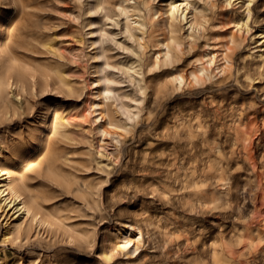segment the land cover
Segmentation results:
<instances>
[{"label": "rangeland", "instance_id": "rangeland-1", "mask_svg": "<svg viewBox=\"0 0 264 264\" xmlns=\"http://www.w3.org/2000/svg\"><path fill=\"white\" fill-rule=\"evenodd\" d=\"M94 1L0 0V33L2 38L7 32L13 33L18 42L14 50L20 58L17 63L26 86L20 100L22 103L26 100L27 104L23 111L0 118V153L10 156L9 148L20 145V157L10 159L11 169L24 177L26 189L37 195L49 217L55 218L52 213L55 211L58 215L55 228L44 233L42 239L37 241L33 228L26 236L7 241L6 250L21 256L29 249L35 250L41 253L39 264H187L196 257L194 251L200 254L202 238L211 240L221 230L229 238L231 219L227 218V208L190 207L180 196L177 183L162 171L166 160L164 164L161 160L152 162L160 170L146 171L141 163L142 149L150 144L161 145L166 159L172 145L171 136L166 135L168 130L180 118L201 109V114L220 122L229 121L232 116L251 119L249 147L257 166L254 171L259 175L257 180L252 176V181H240L233 188V203L241 210V223L264 229V69L258 67L259 55L264 57V0H208L203 28L189 31L183 21L181 45L173 66L144 70L147 81L144 94L117 70L108 73L107 76L118 81L111 83V88L119 91L122 99L111 97L107 101V115L97 119V108L92 104L102 101L103 83L98 80L101 73L96 71L101 59L95 57L99 48L89 41L99 29L105 30L113 37L106 50L114 61L130 58L125 50L130 41L118 25L103 17L105 12L120 20L113 8L85 13ZM155 2L161 7V15L154 35H163L167 32L165 8L169 0ZM196 20L200 21V16ZM231 35L236 39L230 38ZM247 49L256 55L254 59L243 58ZM220 51L226 54L232 51L227 55L231 62L220 59L225 54ZM207 52L215 54L217 63L210 65L211 78L197 74L201 72L193 62L196 55ZM222 63L228 64L227 68L230 64L231 68H225L224 73H220V68L214 69ZM174 68L184 73L181 87L158 94V83L167 81ZM55 70L63 72L71 82L70 91L60 88ZM29 74L36 77L35 91L30 88ZM248 75L251 79L246 78ZM42 96L59 101L58 107L64 108L69 128V138L58 143L61 156L52 169L36 167L42 158L43 143L39 138L48 133L49 127L39 131L35 139L28 136L27 130V124L34 122ZM124 112L130 113L131 118L127 119ZM101 129L107 133L102 135ZM117 134L118 142L114 138ZM237 165L241 173L248 167L242 162L234 167ZM129 178L135 182L124 185ZM152 180L165 188L166 194L154 189ZM5 212L0 210V228ZM137 216L149 218L143 246L132 254L111 249L109 230L116 220ZM159 217L168 218L167 226H176L174 232L163 236L164 229L156 226ZM263 243L259 241L258 245ZM2 247L0 235V258ZM102 253L110 258L105 259ZM256 255L264 257V248ZM36 263L38 259L32 264Z\"/></svg>", "mask_w": 264, "mask_h": 264}, {"label": "bare ground", "instance_id": "bare-ground-1", "mask_svg": "<svg viewBox=\"0 0 264 264\" xmlns=\"http://www.w3.org/2000/svg\"><path fill=\"white\" fill-rule=\"evenodd\" d=\"M208 6V0H169L165 8L167 32L163 35L161 33L154 35L160 26L158 15H161L159 13L161 7L155 0H95L93 5L86 8L85 13L88 14L96 10L103 12L105 8H113L120 20L112 19L105 12H103V17L118 25L120 32L130 41V45L125 48L130 58L125 61H114L107 55L106 48L113 41V37L109 36L105 30L99 29L96 37L89 41L90 45H96L99 48L95 57L101 59L96 71L101 73L98 80L103 83L100 89L102 101L92 104L97 108L96 119L107 115V106L109 105L107 101L111 97L122 99V94L119 91L114 92L111 88V83L118 81L107 76L108 73H113L111 70H117L127 78V81L135 89L144 94L147 87L144 70L173 66L181 45L180 30L183 21L187 23L189 31L200 30L207 22L205 16ZM197 16H200V21L196 20ZM87 33L93 34V31ZM2 36L3 34L0 33V118H6L11 113L23 111L27 104L26 100L24 103L20 100L21 94L26 92V86L22 78V70L17 63L20 58L14 50V44L18 42L13 33L7 32L5 37L2 38ZM232 36L234 37L231 35L230 38ZM232 39L235 40L236 37ZM154 46L159 49H155ZM213 52L215 53V51ZM231 52H227V54L222 52L225 54L220 59L224 58L226 62H231L232 59L230 60L227 56ZM214 53L198 54L193 58L196 65L193 64L201 72L195 71L197 74L209 76L210 65L217 64ZM255 57L256 55L251 50H245L244 59H254ZM259 57L258 67L262 70L264 69V57L261 54ZM222 66L218 68L215 66L214 69L220 68V73H224L228 64L226 66L222 63ZM229 68H231L230 64ZM229 68L227 69L229 70ZM54 74L55 81L59 83L60 88L70 91L71 82L63 75V72L55 70ZM171 74L167 81L158 83L156 89L158 94L181 87L185 80L184 73L175 70ZM29 77L30 88L35 91L36 77L33 74H29ZM211 77L209 76V78ZM202 78L201 80H203ZM246 78L251 79L249 75ZM186 79L188 80V78ZM18 94L20 97L16 99L15 96ZM137 102L141 101L135 100V103ZM58 104L57 99L47 100L42 96L38 100L39 109L34 116L33 124H27L28 136L31 139H35L39 131L49 127L48 133L44 136L40 135L39 138L40 143H43V148L42 158L36 165L38 168H56L55 162L61 156L58 151V143L69 138L64 108L58 107ZM200 112L202 109L198 112L193 111L187 118H180L168 130L166 135L171 136L172 145L166 153V159L163 156L165 149L161 148L159 144H150L143 148V153L140 156L143 169L146 171L160 170L159 167L152 166V162L161 160L164 164L163 162L166 160L162 171L177 183L181 189L180 196L186 204L198 208H227L229 211V215H227V218L231 219L229 238L223 235L222 230L217 237L211 240L209 237H205L206 240L202 238L200 254L194 251L196 257L189 260L187 264L201 262L205 264H264V257L257 258L256 255L264 248V243L263 247L258 245L259 241L264 242V229L241 223V210L237 204L233 203L235 198L233 188H237L240 181L243 183L252 181V176L257 180L259 175L254 171L257 166L252 159L249 147L252 131L250 130L251 119L232 116L229 121L220 122L215 117L207 118L205 113L203 115ZM125 114H127V119L131 118L130 113ZM101 133L104 135L107 131L101 129ZM114 138L116 142L119 141L118 134ZM20 151V145L15 144L9 148L10 156L0 153V210L6 211L1 217L0 235L3 253L0 264H32L36 259H38L36 264H39L41 253L29 249L25 256H21L6 250V242L19 239L23 235L26 236L27 232L33 228L35 237L39 241L44 233L47 234L55 228L58 220L57 211L52 212L55 218L49 217L41 208L37 195L26 189L24 177L11 169L10 159L20 157ZM239 162L248 166L245 172L241 173L238 170L240 168L238 165L234 167ZM249 169L250 171H248ZM153 181H150L151 185L155 183ZM73 182L75 186L78 185L76 181ZM134 182V178H129L123 184ZM154 189L166 194V189L161 186L156 185ZM162 218L165 219L164 217L157 219L156 226L159 229H164L163 236L174 232L176 226L169 228L167 226L168 218L166 220H162ZM148 221L149 218L145 216H137L130 220L127 218L116 220L114 226L109 230L112 235L111 249L132 254L142 247ZM70 237L71 240H75L73 236ZM161 242L163 244L164 239ZM102 255L105 259L110 258L108 254L102 253Z\"/></svg>", "mask_w": 264, "mask_h": 264}]
</instances>
